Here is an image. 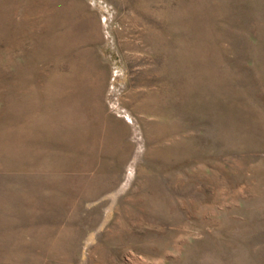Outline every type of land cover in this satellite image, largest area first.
I'll return each instance as SVG.
<instances>
[{"label":"rangeland","instance_id":"rangeland-1","mask_svg":"<svg viewBox=\"0 0 264 264\" xmlns=\"http://www.w3.org/2000/svg\"><path fill=\"white\" fill-rule=\"evenodd\" d=\"M0 264H264V0H0Z\"/></svg>","mask_w":264,"mask_h":264},{"label":"bare ground","instance_id":"bare-ground-1","mask_svg":"<svg viewBox=\"0 0 264 264\" xmlns=\"http://www.w3.org/2000/svg\"><path fill=\"white\" fill-rule=\"evenodd\" d=\"M57 42V41H56ZM77 65V64H76ZM83 69V68H82ZM71 73V72H70ZM71 77V76H70ZM67 77H65V79H66ZM69 78V77H68ZM62 80H63V78H62ZM67 83H69V81L67 82ZM52 126V125H51ZM55 129H56V127H55ZM146 200V199H145ZM150 201V200H149ZM55 222V221H54ZM62 237H63V235H62ZM62 241V240H61ZM63 242V241H62Z\"/></svg>","mask_w":264,"mask_h":264}]
</instances>
